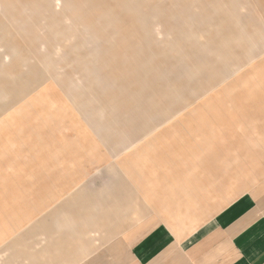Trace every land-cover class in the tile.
<instances>
[{
	"label": "rangeland",
	"instance_id": "374dc122",
	"mask_svg": "<svg viewBox=\"0 0 264 264\" xmlns=\"http://www.w3.org/2000/svg\"><path fill=\"white\" fill-rule=\"evenodd\" d=\"M0 23V214L26 225L31 259L49 240L30 232L36 217L59 212L77 188L71 175L111 182L115 163L154 148L173 146L174 170L190 158L179 145L207 169L228 170L203 178V193L220 186L217 209L264 189V0H0ZM128 37L137 55L117 45L114 56L110 43ZM56 48L48 68L43 58ZM145 62L148 72L125 67ZM144 73L154 84L136 83ZM88 93L105 95L109 109L93 112ZM122 141L135 143L121 153Z\"/></svg>",
	"mask_w": 264,
	"mask_h": 264
},
{
	"label": "crops",
	"instance_id": "0c3cea01",
	"mask_svg": "<svg viewBox=\"0 0 264 264\" xmlns=\"http://www.w3.org/2000/svg\"><path fill=\"white\" fill-rule=\"evenodd\" d=\"M93 3L102 10V3ZM57 17L53 15L51 19L58 20ZM232 18L236 24L235 14ZM107 23L111 25L110 18ZM57 27L58 24L54 26ZM122 32L126 34L125 30ZM52 34L59 35L60 31L54 29ZM249 35L255 38L254 32ZM111 45L114 56L117 45L125 47L124 53L130 57L137 55L131 49L133 43L129 37L113 41ZM60 49L56 48L52 55L43 58L46 67L54 66L53 59ZM125 67L148 69L146 62L141 66ZM144 74L143 78L135 79L136 83L140 86L154 84L153 78ZM148 96V101L145 97H140V101L142 105L149 104L151 109L157 103ZM85 99L93 112L100 110L102 114L109 109L101 93H88ZM120 128L118 132L128 131L126 127V130ZM133 131L131 126L130 134H134ZM122 142L121 153L135 143L127 147V143ZM166 148H158L161 153L154 148L148 156L136 155L128 162L118 164V161L113 170L115 179L111 182L100 176L91 178L89 175L82 180V177L74 179L71 175L73 186L77 188L65 197L67 200L58 213V210H51L45 215L43 211L30 230L49 238L41 250L42 254H49H39L38 260L31 259L33 256L27 251L26 232L23 233L22 228L26 225L13 222L4 212L0 214V256H3L0 264H27V261H31L28 264H264V189L244 191L217 209L210 199H213L214 189L217 194L220 186L217 181L208 183L210 190L203 193L206 189L203 178L208 182L217 175L224 178L228 170L222 168L219 174L215 165L207 169L209 165H203L205 163L193 150L189 152L190 146L182 145L179 149L186 150L190 158L181 156L180 162L174 165L178 170H174L167 152L172 151L173 146ZM121 153L113 151L110 155L117 157ZM209 159L206 163L213 160ZM120 166L123 174L118 170ZM97 169L102 172V164ZM82 190L86 192L81 193ZM7 203L9 207V200ZM38 214L40 212L36 216ZM23 219L27 224L26 215L18 218Z\"/></svg>",
	"mask_w": 264,
	"mask_h": 264
}]
</instances>
